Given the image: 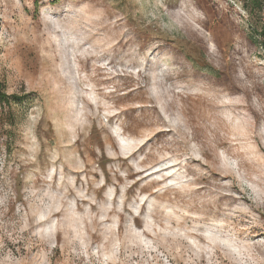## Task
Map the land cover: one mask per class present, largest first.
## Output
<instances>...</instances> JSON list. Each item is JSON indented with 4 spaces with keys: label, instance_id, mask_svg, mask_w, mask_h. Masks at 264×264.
I'll list each match as a JSON object with an SVG mask.
<instances>
[{
    "label": "rangeland",
    "instance_id": "obj_1",
    "mask_svg": "<svg viewBox=\"0 0 264 264\" xmlns=\"http://www.w3.org/2000/svg\"><path fill=\"white\" fill-rule=\"evenodd\" d=\"M264 0H0V264H264Z\"/></svg>",
    "mask_w": 264,
    "mask_h": 264
},
{
    "label": "trees",
    "instance_id": "obj_2",
    "mask_svg": "<svg viewBox=\"0 0 264 264\" xmlns=\"http://www.w3.org/2000/svg\"><path fill=\"white\" fill-rule=\"evenodd\" d=\"M263 32H264V30H263Z\"/></svg>",
    "mask_w": 264,
    "mask_h": 264
}]
</instances>
